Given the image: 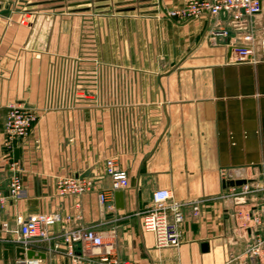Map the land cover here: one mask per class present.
I'll use <instances>...</instances> for the list:
<instances>
[{
	"label": "crops",
	"instance_id": "0c3cea01",
	"mask_svg": "<svg viewBox=\"0 0 264 264\" xmlns=\"http://www.w3.org/2000/svg\"><path fill=\"white\" fill-rule=\"evenodd\" d=\"M185 1L125 0L113 14L83 0L69 6L33 0L23 7L42 3L41 10L26 25L20 2L10 25L0 17V157L7 104L38 110L28 138L15 147L22 191L7 202L2 221L13 228L18 214L57 213L54 241L73 225L106 239L114 233L116 255L133 264H264V255L253 260L244 254L253 233L248 214L259 196L237 204L219 199L233 180L223 179L225 170L264 180L263 47L256 41L244 61H236L233 48L249 30L260 38L264 0L247 29L225 12L184 22L165 15ZM110 156L118 157L128 186L100 204L98 193L111 188L105 171ZM68 174L92 177L94 189L58 195L55 180ZM160 188L184 203L176 248L156 246L142 225L141 212ZM116 191H122L121 208ZM192 200L200 202L197 216ZM13 238L0 227V264L24 256L72 264L39 238L27 249Z\"/></svg>",
	"mask_w": 264,
	"mask_h": 264
},
{
	"label": "built area",
	"instance_id": "2783aa9c",
	"mask_svg": "<svg viewBox=\"0 0 264 264\" xmlns=\"http://www.w3.org/2000/svg\"><path fill=\"white\" fill-rule=\"evenodd\" d=\"M263 0H186L181 6L167 9L165 15L179 22L188 21L202 15H216L225 12L230 15L231 21L239 28L247 29V19L261 10ZM19 0H0V17L6 25L12 23V16L17 11ZM21 19L27 24L33 15L25 11ZM261 35L257 40L252 31L245 32L233 48L236 61L248 60L254 44L258 41L263 47L264 22L260 27ZM221 34L227 35L226 31ZM217 32H211L215 41ZM4 121V139L1 145L0 161L8 172L5 189L0 188V215L9 200L15 199L22 191V166L14 155L15 147L19 146L29 136L33 123L37 120L38 110L31 104L23 102L8 103ZM105 171L111 178V188L98 193L100 204L107 203L114 190L128 186V176L120 165L117 156L105 159ZM223 179H244L239 186H230L227 193H222L219 199L237 204L250 194L259 196V203L248 214L253 233L247 239L244 248L246 257L256 259L264 255V183L259 184L254 178L246 177L242 169H228L222 173ZM94 179L87 175L68 174L58 176L55 188L58 195L76 196L93 190ZM260 191L261 193H254ZM195 216L199 214V200L190 201ZM183 202L175 199L169 189H156L152 193V201L145 206L142 213V225L150 231L158 247H178L182 242ZM61 221L57 213H30L26 217L16 215L15 226L11 228L7 222L1 220L0 227L14 236L13 240L24 249L30 248L33 239L39 238L48 245L51 252L62 253L68 256L72 264H133L130 261L121 262L115 253L114 233L106 239L94 229L83 225L67 226L59 235L60 242L54 241L51 226ZM62 243V245H61ZM78 249V252H77ZM40 257H20L16 264H40Z\"/></svg>",
	"mask_w": 264,
	"mask_h": 264
},
{
	"label": "rangeland",
	"instance_id": "374dc122",
	"mask_svg": "<svg viewBox=\"0 0 264 264\" xmlns=\"http://www.w3.org/2000/svg\"><path fill=\"white\" fill-rule=\"evenodd\" d=\"M27 1L29 2H31L32 3V1L33 0H19V4H21V5H19L22 9V11L23 12H25V11H30L32 14H37L41 9H40V7H41V5H42V3H38V5L36 6V5H34V6H32V5H24L25 7H23V4H26L27 3ZM37 1H47V0H37ZM79 1V0H78ZM86 2V3H90V6H92L93 8H99V7H103V8H100V9H98V10H96V11H108V12H111V13H117L118 11L116 10L117 8H119V5L121 4V3H123V2H125V0H108L109 1V5H105V4H103L105 1H107V0H83V2ZM61 2L63 3V4H65V5H67V6H69V4L70 3H75V2H77V0H61ZM45 3H47V2H44V4ZM96 3H98V4H96ZM94 4H95V6H94ZM31 6V7H30ZM106 6H108V9L107 8H105ZM74 7H70V8H68V9H73ZM106 9V10H105ZM257 182L259 183V184H262V183H264V180H257ZM254 193H261L260 191H256V192H254Z\"/></svg>",
	"mask_w": 264,
	"mask_h": 264
},
{
	"label": "water",
	"instance_id": "95a60500",
	"mask_svg": "<svg viewBox=\"0 0 264 264\" xmlns=\"http://www.w3.org/2000/svg\"><path fill=\"white\" fill-rule=\"evenodd\" d=\"M263 52H264V40H263ZM14 155H15L16 158H18V149L17 148L14 150ZM244 182H245L244 179H236V180L228 181V184L230 186H239V185H241ZM223 184L225 185V181H223ZM114 197H115V206H116V208H121L122 207V191H116L114 193ZM29 254L31 255V253H29Z\"/></svg>",
	"mask_w": 264,
	"mask_h": 264
}]
</instances>
